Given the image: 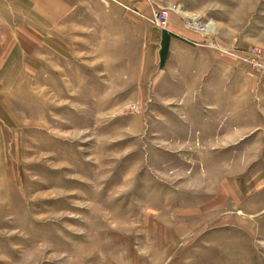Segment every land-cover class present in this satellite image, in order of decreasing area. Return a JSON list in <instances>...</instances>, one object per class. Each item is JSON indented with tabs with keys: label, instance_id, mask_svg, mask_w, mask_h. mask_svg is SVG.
<instances>
[{
	"label": "rangeland",
	"instance_id": "obj_1",
	"mask_svg": "<svg viewBox=\"0 0 264 264\" xmlns=\"http://www.w3.org/2000/svg\"><path fill=\"white\" fill-rule=\"evenodd\" d=\"M71 2H0V264H264V0Z\"/></svg>",
	"mask_w": 264,
	"mask_h": 264
},
{
	"label": "crops",
	"instance_id": "obj_2",
	"mask_svg": "<svg viewBox=\"0 0 264 264\" xmlns=\"http://www.w3.org/2000/svg\"><path fill=\"white\" fill-rule=\"evenodd\" d=\"M1 1L3 3L6 2V0H0V2ZM19 1H24L27 4H31L34 7V10H36L38 12V14L40 16H42V20L46 21V22L64 21L71 14V11H72V7L71 6H73V4H74V3L72 4L71 0H19ZM115 1H117V0H115ZM52 5L55 6L53 8L54 12L53 11L51 13L47 12L46 10L50 11L49 10L50 9L49 6L52 7ZM37 6L41 7L43 9V11L40 10V8L38 9ZM45 7H48L49 9L47 8L45 10ZM60 8L62 9V13L59 14L58 16H56V18H53L52 14L54 13V15H55V11L59 12L58 10ZM177 33H179V32H177Z\"/></svg>",
	"mask_w": 264,
	"mask_h": 264
},
{
	"label": "built area",
	"instance_id": "obj_3",
	"mask_svg": "<svg viewBox=\"0 0 264 264\" xmlns=\"http://www.w3.org/2000/svg\"><path fill=\"white\" fill-rule=\"evenodd\" d=\"M175 13L179 15L181 20L185 22V25L188 26V28H191L192 30L195 31H200L202 29L201 24L195 23L193 19L190 17H187L188 15L184 11V9L179 6V7H174ZM171 11L172 9L168 8H162L160 11H157L154 13V15L149 18V21L156 27L167 30L169 28V22H170V17H171Z\"/></svg>",
	"mask_w": 264,
	"mask_h": 264
}]
</instances>
